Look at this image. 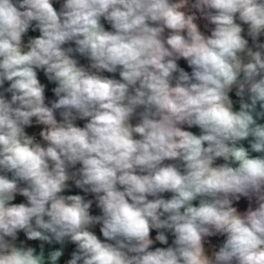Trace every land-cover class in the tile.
Here are the masks:
<instances>
[{
	"label": "clouds",
	"instance_id": "clouds-1",
	"mask_svg": "<svg viewBox=\"0 0 264 264\" xmlns=\"http://www.w3.org/2000/svg\"><path fill=\"white\" fill-rule=\"evenodd\" d=\"M66 254L264 264V0H0V264Z\"/></svg>",
	"mask_w": 264,
	"mask_h": 264
},
{
	"label": "crops",
	"instance_id": "crops-1",
	"mask_svg": "<svg viewBox=\"0 0 264 264\" xmlns=\"http://www.w3.org/2000/svg\"><path fill=\"white\" fill-rule=\"evenodd\" d=\"M57 7H59V5L57 4L56 5ZM202 24H203V22H201ZM106 27H107V25H106ZM39 33L38 32H36V33H32V32H30L29 33V35H38ZM79 59H80V61H81V63H83V64H87V61L84 59V58H80V57H78ZM183 62V60H181L179 63H180V65H181V63ZM105 75H109V76H111L112 74H108V73H105ZM116 78H118V74H116ZM40 79H41V81L43 82V83H47V80H46V78L43 76V74L41 73L40 74ZM52 87V85H49V88H51ZM235 99V98H234ZM237 107H238V103H237V105H236ZM83 125V124H82ZM33 129V132H35V133H38V131H39V129L38 128H32ZM191 131H193V132H196L197 134L199 133V130L198 129H196V128H193V129H190ZM27 131H28V129H27ZM219 162H222V161H218V163ZM76 188L73 186V187H71V189H70V191H73V190H75ZM80 191V190H79ZM23 198H18V201L17 202H19L20 200H22ZM246 201L242 198V200H241V202H239V205H238V207L241 209V210H244L245 208H246ZM94 231L97 233V235H101L100 233H99V226H96V228L94 229ZM155 235V232H153V236ZM101 238H102V236H101ZM222 239V238H221ZM62 260H63V258H62ZM62 260H61V263H62Z\"/></svg>",
	"mask_w": 264,
	"mask_h": 264
},
{
	"label": "built area",
	"instance_id": "built-area-1",
	"mask_svg": "<svg viewBox=\"0 0 264 264\" xmlns=\"http://www.w3.org/2000/svg\"><path fill=\"white\" fill-rule=\"evenodd\" d=\"M81 194L80 193V191H79V189H75V190H73V191H68V192H66L65 194ZM165 196L167 197V196H170V194H165ZM93 214H99L98 213V211H97V208H95V205H93ZM69 251H70V249H69ZM68 258H70V256H68L67 254L65 255V257H63V260H62V263L61 264H64V260H66V259H68Z\"/></svg>",
	"mask_w": 264,
	"mask_h": 264
},
{
	"label": "trees",
	"instance_id": "trees-1",
	"mask_svg": "<svg viewBox=\"0 0 264 264\" xmlns=\"http://www.w3.org/2000/svg\"><path fill=\"white\" fill-rule=\"evenodd\" d=\"M181 66H182V67H185V70H187V71H189V72L191 71L189 68H187L186 61H183V62L181 63ZM46 95H47L48 97L51 98L53 94H52L50 91H48V92L46 93ZM157 246H160V245H157Z\"/></svg>",
	"mask_w": 264,
	"mask_h": 264
},
{
	"label": "rangeland",
	"instance_id": "rangeland-1",
	"mask_svg": "<svg viewBox=\"0 0 264 264\" xmlns=\"http://www.w3.org/2000/svg\"><path fill=\"white\" fill-rule=\"evenodd\" d=\"M77 123H78L79 126H83L82 124H83L84 122H83V121H77ZM28 132H29L30 134L34 133L32 128H29V129H28ZM81 194H83V193H81ZM88 198H92V197L89 196ZM97 211H98V213H99V209H97Z\"/></svg>",
	"mask_w": 264,
	"mask_h": 264
}]
</instances>
